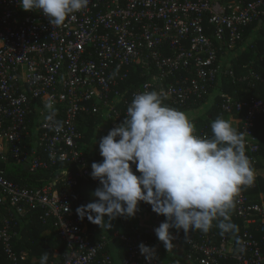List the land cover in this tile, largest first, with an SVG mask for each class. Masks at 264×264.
Returning <instances> with one entry per match:
<instances>
[{
    "label": "built area",
    "instance_id": "1",
    "mask_svg": "<svg viewBox=\"0 0 264 264\" xmlns=\"http://www.w3.org/2000/svg\"><path fill=\"white\" fill-rule=\"evenodd\" d=\"M255 24L256 35L264 25V0H89L87 8L60 27L39 10L24 12L17 0H0V165L37 174L68 163L58 180L37 187L7 177L0 167V250L7 261L27 260L28 253H17L13 241L20 217L37 213L43 224L53 220L67 246L60 264H117L120 253L125 259L119 264H148L141 243L155 250L151 264H162V242L118 228L106 233L104 226L77 216L78 189L84 182L100 187L90 176L92 162L84 152L90 144L79 119L83 112H102L111 130L126 117L134 94L143 91L162 90L164 103L173 107L219 96L222 113L238 115L236 130L244 134L246 155L255 167L264 151L255 131L257 118L264 116V100L239 101L215 93L218 78L229 74L236 79L223 62L232 67L243 52L238 45ZM137 73L146 80L123 88ZM238 81L255 86L264 77L252 70ZM48 102L56 110L55 120L62 122L59 132L45 120ZM34 114L39 115L35 123ZM101 161L100 156L97 163ZM254 187L253 182L241 188L231 212V220L245 225L239 235L213 242L200 231L186 235L171 230L172 243L186 240L189 263L264 264V238L250 230L264 232V203L252 196ZM139 206L152 209L143 202ZM237 237L245 247L242 253L236 250Z\"/></svg>",
    "mask_w": 264,
    "mask_h": 264
},
{
    "label": "clouds",
    "instance_id": "2",
    "mask_svg": "<svg viewBox=\"0 0 264 264\" xmlns=\"http://www.w3.org/2000/svg\"><path fill=\"white\" fill-rule=\"evenodd\" d=\"M17 3L24 12L39 10L52 26L60 27L87 8L89 0ZM165 99L162 90L134 94L123 122L100 139L102 161L93 162L90 173L100 187L92 193V202L76 209L77 216L110 228L116 218H134L139 204L146 203L165 217L154 232L166 250L173 247L172 229L186 235L193 231L207 234L215 222L221 235H235L239 227L231 221V212L236 197L243 186L254 182L244 134L218 117L210 124V135H196L189 115L167 106ZM44 107L48 111L45 120L61 131L62 122L55 120L53 103ZM60 159H64L63 154ZM235 243L238 252L245 251L242 240L237 237ZM138 248L151 264L154 248L143 243ZM48 259L49 253L44 252L40 264H47Z\"/></svg>",
    "mask_w": 264,
    "mask_h": 264
},
{
    "label": "trees",
    "instance_id": "3",
    "mask_svg": "<svg viewBox=\"0 0 264 264\" xmlns=\"http://www.w3.org/2000/svg\"><path fill=\"white\" fill-rule=\"evenodd\" d=\"M256 24L248 29L246 34L243 37V42L238 45L239 48H243V52L240 53L239 58H234L232 60V67L228 68L227 64L224 63V68L228 71H234L236 79H234L231 75H225L220 78H218V82H220V85L217 86L216 94L219 95V93L225 92L230 95H232L236 100L244 101L248 99H262L264 100V83L258 82L255 86L249 85L248 81L239 82L238 78L241 76H245L249 73V71H255L256 73L260 74L262 77H264V25L263 29L258 32V34L255 35L256 31ZM249 42V43H247ZM248 65V68H245V66ZM146 80V77L141 76L139 73L131 75V78L129 81H126L123 83V88L125 89H133L137 85H140ZM224 102L223 98L219 96H205L203 100L198 101H192L190 104L186 106H171L176 108L177 110H180L182 112H185L191 116H193L191 119L192 122L195 125V133H203L204 131L211 134L210 124L212 121H214L216 118H224L228 119L229 117H235L238 118V115L234 113L233 115H227L225 113H222V103ZM201 109H203V114H201ZM196 112V113H195ZM33 123L37 122L39 120V115H31L30 116ZM122 118V122L123 119ZM108 123V119L104 117L102 112L98 113H88L83 112L80 119H79V129L84 133V141L90 144V148H85L84 152L89 156L90 161L98 162L100 158L99 154V139H96L95 131L97 128L101 127L102 124ZM108 128L107 130H103V134L107 133V131L110 128V123L107 124ZM102 129V128H100ZM263 129H264V116L258 117L256 120V133L260 135L261 133V140L264 142V136L263 135ZM264 153V151L262 152ZM0 167L2 169H6L4 164H1ZM68 167V163H62L59 162L55 167L50 169L47 172L40 171L37 174H33L26 170L23 167H15L13 169H6L5 175L11 179H14L16 181H20L25 185H31V186H43L45 184H48L50 182H53L55 180H58L62 172ZM73 171V170H72ZM85 183V182H84ZM90 183V182H87ZM93 185V184H92ZM81 188V187H80ZM80 188L77 191V196L79 195ZM78 199V197H77ZM76 199V209L81 205H86L83 201H77ZM147 210V209H145ZM152 213H154L151 210H147ZM156 214V213H155ZM160 220L164 221L165 217L159 216ZM39 215L37 213H31L30 215H27L25 217H20V226L18 228L16 227V230L18 229L17 236L14 238L13 241V247L17 253L27 252L28 257L26 261L21 262L20 264H40V258L43 255L44 252L49 253V259L47 261V264H60L63 257L68 249L62 240H60L57 236V229L54 226L53 220L48 222L47 224H43L40 219L38 218ZM125 218L123 217V221ZM126 221V220H125ZM233 223L238 225L239 232L235 235H239L241 232H243L245 225L243 224L242 220H239L237 218H233L231 220ZM124 229H121L127 233H135L139 232L136 231L135 228L130 227L127 223L123 222ZM116 229V228H115ZM113 230V229H112ZM256 236L257 239L263 240L264 238V232H258L256 231L257 228L251 227L250 229ZM103 232H110V230H107L106 226L103 227ZM198 231L191 232L194 234ZM143 233V232H142ZM147 234V233H145ZM213 242H219L223 237H229L233 234L228 233L225 235L220 234V230L214 226L212 229L207 233ZM155 242L158 241L157 237L152 236L150 234H147ZM187 237H185L186 239ZM94 240H98V237L94 238ZM186 243V240L184 241ZM187 246V244H184ZM1 248V246H0ZM121 248V246H120ZM186 248V247H185ZM165 249H163L161 254V263L165 264L163 258ZM188 249H185V253L183 254V260L188 262ZM117 259V264L122 263L125 259V255L120 253ZM0 261L1 264H11L5 256L2 254L0 250Z\"/></svg>",
    "mask_w": 264,
    "mask_h": 264
},
{
    "label": "crops",
    "instance_id": "4",
    "mask_svg": "<svg viewBox=\"0 0 264 264\" xmlns=\"http://www.w3.org/2000/svg\"><path fill=\"white\" fill-rule=\"evenodd\" d=\"M192 117L193 116H191V118ZM192 120H194V119H192ZM226 120L230 121L232 126L235 129H237V127L239 126V119H237L235 117H229ZM258 136L261 140V137H260L261 133H260V135L258 134ZM262 136H264V129H263V135ZM252 169L254 171L255 187H254L253 191L251 192V194L257 201L264 203V153L260 154V156L258 158L257 165L255 167H252ZM90 189H91V192H94L96 190V188L91 183H87V182L83 183L81 188H80L77 201H79V202L83 201L84 203L87 204L89 201L88 197L91 195L89 193ZM122 219H123V217H122ZM127 224L130 227H133V225H131L129 223H127ZM159 225H160V223H159ZM158 226H156V227H158ZM124 227L125 226H123V228H118V229H124ZM156 227L149 228V230H150L149 232H143V233H147V234H150V235L156 237L155 232H154V229ZM106 228H107V230H110V231L112 229H115L114 227L108 228L107 226H106ZM136 231L142 232V231L137 230V229H136ZM184 253H185V245H184L183 241L173 243L172 248H170L169 250H165L163 260H164L165 264H192V263H189V262H186L183 260V254Z\"/></svg>",
    "mask_w": 264,
    "mask_h": 264
},
{
    "label": "rangeland",
    "instance_id": "5",
    "mask_svg": "<svg viewBox=\"0 0 264 264\" xmlns=\"http://www.w3.org/2000/svg\"><path fill=\"white\" fill-rule=\"evenodd\" d=\"M201 114H203V109H201ZM108 123H104L101 125V127L97 128L96 131H95V134L96 136H101L103 135V130H107V125ZM102 128V129H100ZM89 193L91 194L89 197H88V203L89 202H92L93 200V197H92V193L91 192V189L89 190ZM139 207V211L137 212L136 216L134 218H127V217H124L125 220L124 222L125 223H129L131 225H133V227L137 230H140L142 232H149V228H152V227H156L159 225V223L161 224L163 221L160 220V218L158 216H156L155 213H152L150 211H147L145 209H143L142 207L138 206ZM105 220L107 221L108 218L105 217ZM123 219L122 217H119V218H116L114 220L111 221V227H114V228H123ZM172 234V233H171Z\"/></svg>",
    "mask_w": 264,
    "mask_h": 264
}]
</instances>
